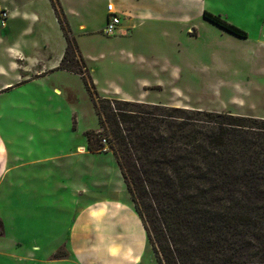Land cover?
<instances>
[{
	"label": "crops",
	"instance_id": "0c3cea01",
	"mask_svg": "<svg viewBox=\"0 0 264 264\" xmlns=\"http://www.w3.org/2000/svg\"><path fill=\"white\" fill-rule=\"evenodd\" d=\"M54 1L66 26L75 33L77 25L84 26L87 32L88 14L72 0ZM20 3L13 15L20 16L23 25L0 35V256L15 264H101V251L122 241L124 253L135 258L126 264H139L138 251L147 234L133 207L106 206L93 217V168L103 153L89 149L90 129L79 128L72 90L65 87L70 90L65 92L59 80L76 73L59 68L68 41L53 0ZM109 3H114L121 24L128 19L119 34L149 20L187 25L193 24V16H204L203 0ZM172 11L181 14L172 16ZM106 232L112 241H106ZM63 247L67 257L56 258ZM110 262L123 264L113 256Z\"/></svg>",
	"mask_w": 264,
	"mask_h": 264
},
{
	"label": "trees",
	"instance_id": "16d2710c",
	"mask_svg": "<svg viewBox=\"0 0 264 264\" xmlns=\"http://www.w3.org/2000/svg\"><path fill=\"white\" fill-rule=\"evenodd\" d=\"M53 5L68 41L59 68L82 77L98 118L89 149L115 156L157 262L264 264V118L101 97L75 56L66 64L78 47Z\"/></svg>",
	"mask_w": 264,
	"mask_h": 264
},
{
	"label": "rangeland",
	"instance_id": "374dc122",
	"mask_svg": "<svg viewBox=\"0 0 264 264\" xmlns=\"http://www.w3.org/2000/svg\"><path fill=\"white\" fill-rule=\"evenodd\" d=\"M68 1H73L84 16L88 14L90 23L87 32L84 26H76L78 33L66 26L78 47V51L71 50L66 64L75 61V67L87 74L101 97L264 118V0H203L204 12L220 15L246 31L247 38L196 15L193 24L149 20L125 34H119L118 29L115 35L107 36L102 31L108 15L107 0ZM21 7L20 0H0V35L16 32L23 25L20 16L13 15ZM39 7L47 6H34ZM72 21L78 19L72 17ZM59 80L63 89L72 90L79 128L97 130L98 118L82 77L64 75ZM69 89L64 91L68 93ZM102 153L99 166L93 168V217L99 210L105 212L106 206H128L136 211L114 155ZM109 212L113 214L110 209ZM3 233L0 224V234ZM112 238L106 232V241ZM144 242L137 255L139 264H159L147 236ZM122 245L121 241L113 249L104 248L101 264H110L112 256L118 263H133L135 258L129 259ZM67 254L63 247L55 255L63 259ZM1 257L0 264H15L13 259Z\"/></svg>",
	"mask_w": 264,
	"mask_h": 264
},
{
	"label": "built area",
	"instance_id": "2783aa9c",
	"mask_svg": "<svg viewBox=\"0 0 264 264\" xmlns=\"http://www.w3.org/2000/svg\"><path fill=\"white\" fill-rule=\"evenodd\" d=\"M108 13V19L102 31L105 35L112 36L117 33L122 19L120 14L117 12L114 3L108 4ZM3 14L6 15V12H4Z\"/></svg>",
	"mask_w": 264,
	"mask_h": 264
}]
</instances>
